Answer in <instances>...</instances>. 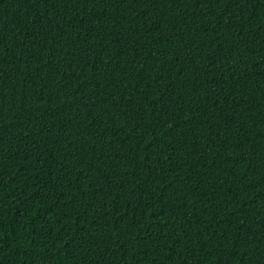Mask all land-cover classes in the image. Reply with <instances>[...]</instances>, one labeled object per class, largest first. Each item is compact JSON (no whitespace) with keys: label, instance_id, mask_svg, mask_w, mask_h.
Here are the masks:
<instances>
[{"label":"trees","instance_id":"obj_1","mask_svg":"<svg viewBox=\"0 0 264 264\" xmlns=\"http://www.w3.org/2000/svg\"><path fill=\"white\" fill-rule=\"evenodd\" d=\"M0 264H264V0H0Z\"/></svg>","mask_w":264,"mask_h":264}]
</instances>
